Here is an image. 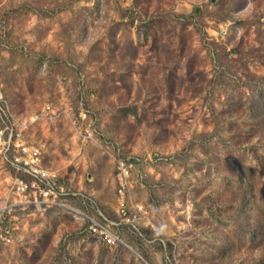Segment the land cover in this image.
Listing matches in <instances>:
<instances>
[{
	"label": "rangeland",
	"instance_id": "1",
	"mask_svg": "<svg viewBox=\"0 0 264 264\" xmlns=\"http://www.w3.org/2000/svg\"><path fill=\"white\" fill-rule=\"evenodd\" d=\"M0 97L122 240L10 212L0 158V264H264V0H0Z\"/></svg>",
	"mask_w": 264,
	"mask_h": 264
},
{
	"label": "built area",
	"instance_id": "2",
	"mask_svg": "<svg viewBox=\"0 0 264 264\" xmlns=\"http://www.w3.org/2000/svg\"><path fill=\"white\" fill-rule=\"evenodd\" d=\"M46 109L49 110L50 107ZM26 126V123L17 121L9 105L0 97V158L11 179L14 200L9 206L10 212L43 215L51 209H66L74 218H86L88 230L95 238L108 245L122 243L115 231L117 223L101 213V219L94 218L88 214L89 211L69 204L70 199L81 198L89 203L88 206L95 207L91 198L84 197L58 172L45 165L41 147L29 141L25 135ZM134 164L135 159L131 157L117 160L116 176L121 196L125 194ZM7 220L6 212L0 210V244L12 242L13 228L9 227Z\"/></svg>",
	"mask_w": 264,
	"mask_h": 264
},
{
	"label": "water",
	"instance_id": "3",
	"mask_svg": "<svg viewBox=\"0 0 264 264\" xmlns=\"http://www.w3.org/2000/svg\"><path fill=\"white\" fill-rule=\"evenodd\" d=\"M139 258H141L142 259V257L141 256H139L137 253H135Z\"/></svg>",
	"mask_w": 264,
	"mask_h": 264
}]
</instances>
